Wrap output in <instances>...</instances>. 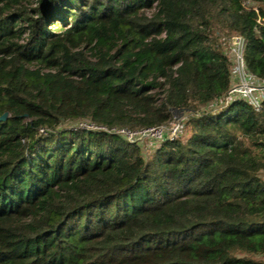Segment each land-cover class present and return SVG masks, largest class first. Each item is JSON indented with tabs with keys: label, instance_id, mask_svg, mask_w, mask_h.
Wrapping results in <instances>:
<instances>
[{
	"label": "trees",
	"instance_id": "trees-1",
	"mask_svg": "<svg viewBox=\"0 0 264 264\" xmlns=\"http://www.w3.org/2000/svg\"><path fill=\"white\" fill-rule=\"evenodd\" d=\"M259 15L264 0H0V264H264V102L208 110L231 36L264 78ZM176 111L184 136L148 157L76 127Z\"/></svg>",
	"mask_w": 264,
	"mask_h": 264
},
{
	"label": "built area",
	"instance_id": "built-area-1",
	"mask_svg": "<svg viewBox=\"0 0 264 264\" xmlns=\"http://www.w3.org/2000/svg\"><path fill=\"white\" fill-rule=\"evenodd\" d=\"M246 5L249 9L252 8L259 11L258 7L253 3H247ZM257 22L259 25L264 26V16L259 15ZM225 43L227 45V53L231 59L232 83L220 100L208 106V110L226 108L238 100L246 102L256 111L260 110L264 102V78L258 77L247 67L244 54L246 46L244 37L242 35H233L228 38ZM186 119L187 117L185 114L179 118H175L174 116V121L171 125L162 124L136 130L116 127L107 129L105 127L96 126L89 121L78 122L76 127L105 129L111 133L119 134L132 142L144 143L150 138H156L162 142L166 139L172 140L180 136Z\"/></svg>",
	"mask_w": 264,
	"mask_h": 264
},
{
	"label": "rangeland",
	"instance_id": "rangeland-1",
	"mask_svg": "<svg viewBox=\"0 0 264 264\" xmlns=\"http://www.w3.org/2000/svg\"><path fill=\"white\" fill-rule=\"evenodd\" d=\"M227 41V40H226ZM223 46L225 47V50H227V45L226 43L223 44ZM184 112H180V111H176L175 112V118H179L180 116L184 115L187 117L188 114L184 113ZM70 124V123H68ZM171 125V124H170ZM182 136H184L185 132L183 133V131L181 132ZM161 142L159 141V139L156 138H150L149 140H146L144 143H142L143 149L145 151V154H147L146 156H151L152 153L154 152V150L156 149V147L160 144ZM257 258L260 259H264V254H259L258 256H256Z\"/></svg>",
	"mask_w": 264,
	"mask_h": 264
},
{
	"label": "water",
	"instance_id": "water-1",
	"mask_svg": "<svg viewBox=\"0 0 264 264\" xmlns=\"http://www.w3.org/2000/svg\"><path fill=\"white\" fill-rule=\"evenodd\" d=\"M7 116H8V113H7V112L3 113V114L0 116V120H5V119L7 118Z\"/></svg>",
	"mask_w": 264,
	"mask_h": 264
}]
</instances>
